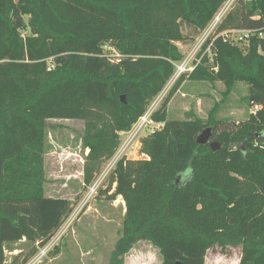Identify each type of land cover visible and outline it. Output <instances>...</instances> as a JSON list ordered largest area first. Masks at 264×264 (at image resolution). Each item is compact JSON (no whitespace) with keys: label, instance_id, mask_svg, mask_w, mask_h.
Wrapping results in <instances>:
<instances>
[{"label":"trees","instance_id":"obj_1","mask_svg":"<svg viewBox=\"0 0 264 264\" xmlns=\"http://www.w3.org/2000/svg\"><path fill=\"white\" fill-rule=\"evenodd\" d=\"M225 1L0 0V264H25L72 212L70 200L45 194L47 120L83 121L82 182L91 185L119 133L172 78L178 45L193 43ZM229 29L263 32L264 0L233 1L202 46L209 51L152 114L163 125L141 138L143 157L123 156L108 172L103 193L121 196L125 213L107 264H123L141 240L161 264H207L213 246L240 247L239 264H264V40L214 38ZM185 80L221 82V101L243 82L245 119L219 118L218 103L205 119L192 109L168 119ZM205 132L208 141L197 142ZM19 242L30 251L8 261Z\"/></svg>","mask_w":264,"mask_h":264},{"label":"rangeland","instance_id":"obj_2","mask_svg":"<svg viewBox=\"0 0 264 264\" xmlns=\"http://www.w3.org/2000/svg\"><path fill=\"white\" fill-rule=\"evenodd\" d=\"M262 39L264 40V31ZM193 44L178 45L183 56L190 52ZM106 52L112 60L118 57L114 49L107 48ZM175 79L173 75L159 94L160 99ZM223 90L224 86L219 81L208 83L185 80L172 97L173 100H170V108L167 109L168 119H181L190 109L205 119L209 109L215 103H218L219 118H227L235 123L245 119L247 104L243 101V97L247 93L246 85L243 82H237L229 97L221 101ZM83 127V121L76 119L50 118L47 120L44 155L45 194L51 197L67 198L72 202V212L47 243L51 244L50 252L53 249L56 250L55 255L52 257L46 253L40 258H34L42 249L37 247L36 253L25 264H107L118 237L125 204L121 196L115 199L108 198L112 190L103 193L108 176V173H103L106 162L95 175L91 185L83 186V164L87 153L81 144ZM146 133L147 130H144L137 136L140 138ZM134 149L136 152L137 147ZM127 155L133 159L143 157L140 151L139 154H134L133 150L127 152ZM99 190H102L101 193ZM15 247L14 251L5 252L8 261L13 254L20 251L26 254L31 248L24 242L17 243ZM239 258L240 247L213 246L207 250L205 262L207 264H239ZM123 264H161V255L150 242L141 240L125 255Z\"/></svg>","mask_w":264,"mask_h":264},{"label":"built area","instance_id":"obj_3","mask_svg":"<svg viewBox=\"0 0 264 264\" xmlns=\"http://www.w3.org/2000/svg\"><path fill=\"white\" fill-rule=\"evenodd\" d=\"M234 0H226L224 5L219 8L216 14L213 16L206 28L201 32V34L193 42V46L190 52L184 54L183 58L178 62L174 63V76L177 78L181 74H188L194 70L196 65L199 64L201 58L205 52L209 51V46L201 52L202 46L206 39L215 33L216 27L221 21L222 17L226 11L230 8ZM252 36H257L262 38V32L255 29H229L220 31L215 34L214 38L220 37L224 42L232 44H246ZM213 38V39H214ZM201 52V53H200ZM163 97V96H162ZM162 98L156 97L150 105L146 108L145 112L138 120L132 125L128 131L120 132V143L114 153V155L105 163L103 173H108L112 167L115 165L116 161L121 158H129L127 152L134 151V154H139L140 150V140L142 137L137 135L142 133L144 130H147V133L153 132L155 129L161 128L163 125L162 122H157L153 119L152 114L157 110ZM258 106H253L252 110H256ZM146 133V134H147ZM139 146V147H138ZM134 147H137L135 152ZM133 159V158H132ZM95 185L93 186V188ZM51 244H46L42 247L39 252V255H36L34 258H40L44 256L48 251Z\"/></svg>","mask_w":264,"mask_h":264},{"label":"water","instance_id":"obj_4","mask_svg":"<svg viewBox=\"0 0 264 264\" xmlns=\"http://www.w3.org/2000/svg\"><path fill=\"white\" fill-rule=\"evenodd\" d=\"M121 101L124 102V95L121 96ZM208 139H209V132H205V133H202L197 138V142H199V143H205V142L208 141ZM210 145H211L212 150H216L219 147V145L216 144L215 142H211ZM173 264H184V263H182L181 261H176Z\"/></svg>","mask_w":264,"mask_h":264},{"label":"crops","instance_id":"obj_5","mask_svg":"<svg viewBox=\"0 0 264 264\" xmlns=\"http://www.w3.org/2000/svg\"><path fill=\"white\" fill-rule=\"evenodd\" d=\"M173 99H171V101H172ZM171 101L168 103V108H170V103H171ZM239 107V106H238ZM237 111H240L239 109H236ZM232 114V113H231Z\"/></svg>","mask_w":264,"mask_h":264}]
</instances>
